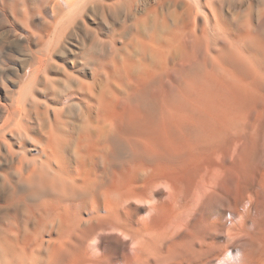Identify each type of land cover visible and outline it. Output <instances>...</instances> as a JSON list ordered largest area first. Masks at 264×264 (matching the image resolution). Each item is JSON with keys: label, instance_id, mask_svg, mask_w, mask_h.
I'll list each match as a JSON object with an SVG mask.
<instances>
[{"label": "bare ground", "instance_id": "6f19581e", "mask_svg": "<svg viewBox=\"0 0 264 264\" xmlns=\"http://www.w3.org/2000/svg\"><path fill=\"white\" fill-rule=\"evenodd\" d=\"M250 1L0 0V264H264Z\"/></svg>", "mask_w": 264, "mask_h": 264}, {"label": "rangeland", "instance_id": "374dc122", "mask_svg": "<svg viewBox=\"0 0 264 264\" xmlns=\"http://www.w3.org/2000/svg\"><path fill=\"white\" fill-rule=\"evenodd\" d=\"M250 1V0H249ZM253 1H257V0H251L250 1V3L251 2H253ZM262 1H264V0H262ZM255 2H253V3H255ZM258 3L260 2L259 0L257 1ZM255 3V4H258V3ZM249 3V4H250ZM252 5H254V4H252ZM251 6V5H250ZM255 6V5H254ZM254 6H253V8H254ZM256 7H257V5L255 6V9H256ZM245 8H243L242 10H244ZM240 9H238V10H236L237 12L239 11ZM254 10V9H253ZM241 11V10H240ZM245 11V10H244ZM241 12H243V11H241ZM253 12V11H252ZM255 12V11H254ZM244 14L243 15H245V16H250V15H246L247 13H245V12H243ZM237 14H239V13H237ZM242 14V13H241ZM251 14H254V13H251ZM223 15H224V12H223ZM243 15H239V16H241V17H243ZM239 16H237L236 15V17H238L239 18ZM223 16H221V18H222ZM251 18H249V20L251 19V21H252V19H253V21L252 22H248V24L249 25H251V26H256L257 28H259L258 27V23H257V20L256 19H254L255 17L257 18V15L256 16H254V15H251L250 16ZM245 18H246V20H245ZM244 18V20H243V22L245 23V21H248V17H245ZM224 19V18H223ZM242 19V18H241ZM241 19H239L240 21H242ZM238 20V21H239ZM256 20V21H255ZM235 21V19L234 20H232V22H230V25L233 23V25H231L230 26V29H231V31L228 29V28H221V26L219 27V26H217V25H215L216 26V29H217V33H216V31H215V26H213V22H212V26H211V24H209V27L211 28V29H209L208 30V25H206L208 28H206L205 30H206V34L208 33V31H209V35H210V33H212L211 32V30H213L214 29V31H213V38L212 37H210L208 34H207V37H208V39H211L210 40V46H212L213 48H211V50L214 52V54L215 55H217L218 57H219V59L221 58V60H223L224 61V63H227V62H229V60H230V64L232 65V68L235 70V71H239L240 70V67H241V65H238V64H236V63H238L236 60H232V58H231V56H232V54L235 52L236 54L237 53H240V55H242V57L244 56V59H246V60H248V61H250V60H254V62H256V64L259 62V65H260V67H261V69H264V55L262 54V52H261V49H262V47H263V45H264V33H262V29H260L261 31H259V29H257L256 27V29L254 28V27H251L252 29L251 30H257V31H259L260 33H257V31H256V34L254 33V32H252V33H254L255 34V40H254V43H252V40H247V39H244L241 35H240V33H239V31L238 30H241L240 29V26H239V24H241V22L239 21V24L237 25V26H234V24L235 23H237V21L236 22H234ZM242 22V24H244ZM251 23V24H250ZM255 23V25H253ZM236 25V24H235ZM235 27V28H233V27ZM239 26V27H238ZM243 26V25H242ZM212 27H213V29H212ZM241 28H244V26L243 27H241ZM218 29H219V31H218ZM220 29H221V31L223 30V31H228L229 30V32H227L226 33V31H225V33H221L220 32ZM234 29V30H233ZM238 29V30H237ZM237 30V31H236ZM253 30V31H254ZM222 31V32H223ZM263 31H264V29H263ZM217 34V38L219 39V40H217L219 43H220V41L222 40L224 43H223V45L221 46L220 44H219V46H220V48L218 47V42H216V46H214L213 44H215L214 42H212L213 41V39L214 38H216V37H214V35L216 36V34ZM222 34H225V36L224 35H222ZM259 34V35H258ZM230 35V36H229ZM232 35V36H231ZM219 36V37H218ZM220 36H222V37H220ZM226 36H228V37H230V38H228V37H226ZM210 37V38H209ZM224 37H225V39H224ZM231 37H232V39H231ZM216 38V39H217ZM226 38L228 39V43H230V45H231V49L229 48L230 46H229V44L227 43L226 44ZM236 39V40H235ZM215 40V39H214ZM239 42H238V41ZM222 41H221V43H222ZM236 41V42H235ZM244 41V42H243ZM241 42H243L242 43V45H241ZM212 44V45H211ZM239 44V45H238ZM258 44H259V46H258ZM225 45H226V47H225ZM233 45V46H232ZM236 46V47H235ZM240 46V47H239ZM245 46V47H244ZM5 47V46H4ZM215 47H217V49L215 50L214 48ZM243 47V48H242ZM247 47V48H246ZM236 48V49H235ZM242 48V50H240ZM2 49V48H1ZM233 50H235V51H233ZM238 50V51H237ZM256 50V51H255ZM1 51V54L0 55H2V56H5V54H4V50L2 49V50H0ZM246 51H247V56H246ZM6 53V52H5ZM242 53V54H241ZM249 53V54H248ZM250 55V56H249ZM252 55V56H251ZM256 55V56H255ZM2 56H0V57H2ZM255 56V57H254ZM248 57H249V59H248ZM256 58V59H255ZM142 213L143 212H141V215H142ZM140 214V213H139ZM141 215H139L140 217H142ZM143 217H144V214H143ZM40 262H42V261H39V264H40ZM37 263V262H36ZM36 263H33V264H36ZM43 263V262H42ZM41 263V264H42ZM4 264V263H3ZM6 264H16V263H12V262H10V263H6ZM25 264H27V263H25ZM28 264H31V263H28ZM38 264V263H37Z\"/></svg>", "mask_w": 264, "mask_h": 264}]
</instances>
